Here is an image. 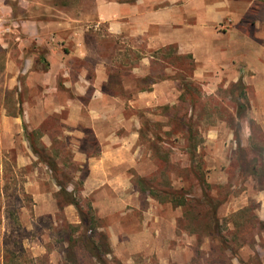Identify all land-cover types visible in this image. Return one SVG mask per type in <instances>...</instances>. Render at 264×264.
Masks as SVG:
<instances>
[{
    "label": "rangeland",
    "instance_id": "374dc122",
    "mask_svg": "<svg viewBox=\"0 0 264 264\" xmlns=\"http://www.w3.org/2000/svg\"><path fill=\"white\" fill-rule=\"evenodd\" d=\"M97 1L0 0V264H100L74 241L77 232L102 244L107 264H125L113 255L107 234L118 224L116 232L164 234L165 242L154 241L159 253L138 255L137 264H264V222L256 199L264 189V127L254 118L264 117V23L251 28L253 44L246 46L250 60L233 62L229 71L247 75L248 109L240 121L229 92L236 81H228L229 76L217 81L213 71L197 79V62L179 55L174 46L148 53L141 38L108 37L104 25L97 24ZM27 20L73 22L92 51L108 54L111 91H119L122 82L142 90L164 79L172 82L171 95L166 93L170 102L124 110L126 119H133L126 127L134 123L136 129L140 121L135 163L124 173L132 183L126 193L137 199L133 205L115 204L117 191L109 187H86L90 173L74 157L70 133L76 130L65 120L67 109H42L38 99L43 95L36 87L29 89L22 74L26 58L31 53L42 57L43 51L21 31ZM145 55L155 57L147 65L150 72L136 77L132 67ZM239 141L250 158L263 157L258 173L240 172ZM96 143L88 137L81 146L97 154ZM189 144L197 146L188 149ZM139 178L145 179V187ZM151 188L185 197L188 204L161 202L148 193ZM204 194L211 196V204ZM102 196L113 204H98ZM71 198L87 216L96 217L95 229L85 231ZM217 204L218 221L211 207Z\"/></svg>",
    "mask_w": 264,
    "mask_h": 264
},
{
    "label": "crops",
    "instance_id": "0c3cea01",
    "mask_svg": "<svg viewBox=\"0 0 264 264\" xmlns=\"http://www.w3.org/2000/svg\"><path fill=\"white\" fill-rule=\"evenodd\" d=\"M263 6L258 0H98L96 13L97 24L104 25L108 37L141 38L148 53L174 46L179 55H190L197 62V79L213 71L217 81L227 76L228 81H237L241 73L231 74V64L250 60L246 46L253 44L252 26L264 23ZM21 31L43 51L42 57L28 55L22 74H26L29 89L36 87L43 95L38 99L42 109H67L69 116L65 120L76 130L70 133L74 157L83 166L86 164L90 173L86 187L89 183L94 189L109 187L117 191L115 204L133 205L137 199L134 193H126L132 183L124 173L135 163L134 145L139 140L140 121L136 129L134 123L131 128L126 127L133 119H126L124 110L170 102L172 82L164 79L145 90L122 82L119 91H111L107 88L111 72L108 54L92 51L84 33L77 31L73 22L27 20L21 22ZM152 59L155 57L145 55L134 64L132 73L136 77L149 74L147 65ZM77 60L83 64L76 65ZM41 64L43 69H38ZM243 81H247V75ZM128 91V96L123 95ZM43 101H50L51 105H44ZM254 118L264 127V117ZM122 128L126 131L119 133ZM246 135L250 137L251 132ZM88 137L100 144L97 154L82 148ZM256 199L260 206L258 217L264 222V189L258 191ZM98 204L111 205L113 201L102 196ZM145 224L148 229L149 222ZM118 227L119 224L111 225L112 232L107 234L113 255L125 264H137L134 258L138 255L159 253L154 241L165 242L161 232H116ZM161 246L166 250L165 244Z\"/></svg>",
    "mask_w": 264,
    "mask_h": 264
},
{
    "label": "trees",
    "instance_id": "16d2710c",
    "mask_svg": "<svg viewBox=\"0 0 264 264\" xmlns=\"http://www.w3.org/2000/svg\"><path fill=\"white\" fill-rule=\"evenodd\" d=\"M246 88L247 87H246L245 82L243 81V78L240 77L236 82L232 84L229 90L230 94L234 97V101L237 104L236 117L240 121H242V119L245 118V113L248 109ZM190 141H191V138H190ZM196 146L197 144H189L188 149L196 148ZM262 160H263V157L257 158L256 156H253L250 158L245 148L242 146L241 142L240 141L238 142L239 168H240V172L243 175H246V174L254 175L258 173V167L261 166L263 163V162L260 163ZM144 181L145 179L143 178L138 179V183L145 187ZM64 191H66L68 195L71 194L67 192V190H64ZM148 191L150 195H152L156 199H159V201L161 202L169 201L176 206H186L188 204V199L185 197L177 198L175 195L168 193V192H165V194H160V192L156 191L153 188L149 189ZM204 197L206 201H208L210 204L212 203V199L210 195L208 196V194H204ZM69 203L75 204L78 207V202L74 198H71V200H69ZM211 207L213 208V213H212L213 219L217 220L216 210H217L218 204L215 206L211 205ZM78 209L81 214V225L83 226V228H85V231L95 229L96 217L87 216L84 213V211L81 210L80 207H78ZM78 233L79 235L74 238V241L81 243L84 246V248L91 254V256H93L98 261V263L107 264L105 260L101 257L100 246L102 244H98L95 239H93L91 236H88L86 234L87 232H78ZM101 236H102L101 239L104 238L103 244L106 245L107 242L105 241V237H103V235Z\"/></svg>",
    "mask_w": 264,
    "mask_h": 264
}]
</instances>
